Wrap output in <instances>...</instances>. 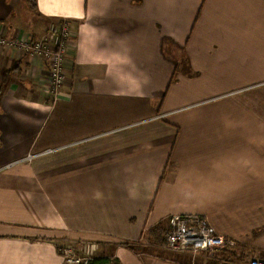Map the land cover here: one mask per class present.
<instances>
[{
  "label": "crops",
  "instance_id": "obj_1",
  "mask_svg": "<svg viewBox=\"0 0 264 264\" xmlns=\"http://www.w3.org/2000/svg\"><path fill=\"white\" fill-rule=\"evenodd\" d=\"M35 5L0 0V34L70 23L68 76L52 94L43 58L0 46V264H64L67 248L119 264L263 259L264 0ZM175 214L233 246L168 251Z\"/></svg>",
  "mask_w": 264,
  "mask_h": 264
},
{
  "label": "built area",
  "instance_id": "obj_2",
  "mask_svg": "<svg viewBox=\"0 0 264 264\" xmlns=\"http://www.w3.org/2000/svg\"><path fill=\"white\" fill-rule=\"evenodd\" d=\"M72 32L70 23L58 21L51 23L46 29L44 40L21 43L0 34V46H20L23 51L43 58L47 67L48 89L54 94L64 85L68 76L65 66ZM168 224L164 247L170 252L193 257L200 253L212 256L225 247L233 246L230 240L219 236L201 215L175 214L169 218ZM62 257L64 264H90L92 260L79 256L73 248L64 249ZM249 264H264V258L253 260Z\"/></svg>",
  "mask_w": 264,
  "mask_h": 264
},
{
  "label": "trees",
  "instance_id": "obj_3",
  "mask_svg": "<svg viewBox=\"0 0 264 264\" xmlns=\"http://www.w3.org/2000/svg\"><path fill=\"white\" fill-rule=\"evenodd\" d=\"M28 6L32 9H36L35 0H25ZM160 227H157L149 232L150 235L157 237V235H160ZM165 231H162L161 233V241L160 244L164 243L165 240ZM90 264H119L117 260L114 259H106V258H93L90 262Z\"/></svg>",
  "mask_w": 264,
  "mask_h": 264
},
{
  "label": "rangeland",
  "instance_id": "obj_4",
  "mask_svg": "<svg viewBox=\"0 0 264 264\" xmlns=\"http://www.w3.org/2000/svg\"><path fill=\"white\" fill-rule=\"evenodd\" d=\"M164 242H165V240H164ZM164 245V244H163ZM207 257H210V256H208V255H206Z\"/></svg>",
  "mask_w": 264,
  "mask_h": 264
}]
</instances>
